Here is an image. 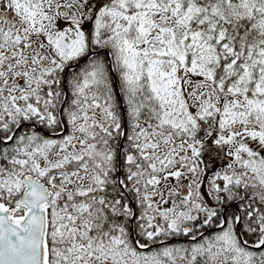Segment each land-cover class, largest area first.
<instances>
[{
	"label": "snow or ice",
	"instance_id": "snow-or-ice-1",
	"mask_svg": "<svg viewBox=\"0 0 264 264\" xmlns=\"http://www.w3.org/2000/svg\"><path fill=\"white\" fill-rule=\"evenodd\" d=\"M0 264H264V0H0Z\"/></svg>",
	"mask_w": 264,
	"mask_h": 264
}]
</instances>
